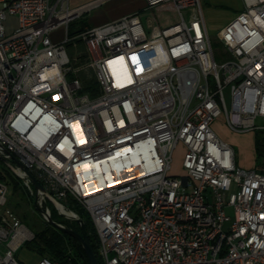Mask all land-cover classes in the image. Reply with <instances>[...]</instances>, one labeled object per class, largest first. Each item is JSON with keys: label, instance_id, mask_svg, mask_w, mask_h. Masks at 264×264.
Listing matches in <instances>:
<instances>
[{"label": "built area", "instance_id": "1", "mask_svg": "<svg viewBox=\"0 0 264 264\" xmlns=\"http://www.w3.org/2000/svg\"><path fill=\"white\" fill-rule=\"evenodd\" d=\"M102 1L0 0V157L28 168L55 199L71 196L87 209L103 264H264V140L260 161L245 167L214 129L221 117L233 132L264 133V0H242L217 31L227 54L219 61L201 0H145L176 13L164 26L155 15L144 24L137 11L69 35V24ZM8 14L18 17L10 34ZM74 36L96 74L95 95L67 76ZM119 57L124 83L109 67ZM3 63H12L21 87H3ZM132 153L135 164L113 171L120 183L104 179L93 192L95 183L79 180L83 160ZM7 190L0 180V264H26L15 252L33 235L4 207ZM35 193L41 203L45 195ZM35 264L56 262L41 255Z\"/></svg>", "mask_w": 264, "mask_h": 264}, {"label": "rangeland", "instance_id": "2", "mask_svg": "<svg viewBox=\"0 0 264 264\" xmlns=\"http://www.w3.org/2000/svg\"><path fill=\"white\" fill-rule=\"evenodd\" d=\"M132 2L133 0H107L98 8H94L89 12H86L85 16H88L89 18H94L95 11L99 10L108 13V14L104 13L106 15L100 16V17L102 16L106 17L108 15H112L119 8L126 9L130 7L132 5L131 4ZM238 3L239 6L238 5L233 6L231 3L224 2L223 5H218L217 7H215L214 0H201V6H202V11L204 14L206 26L208 28L209 34L211 35L213 51L218 61L223 60L227 54L224 53L223 46L218 41L215 33L219 28L224 26L231 18H233L234 15L243 7L241 0H238ZM140 14L144 24H146L147 17L155 15L156 16L155 24L158 26H164L166 24L175 22L177 19L176 13L171 9L152 10L150 8H145L143 11L140 12ZM83 23H84L83 26L85 25L88 26L86 21H84ZM81 24H82V17L77 18L74 22H72L71 26L69 24V28H68L69 35L76 34L79 30L83 29L84 27L79 28ZM17 25H18V17L16 15L8 14L5 20L6 33L10 34L14 30V28L17 27ZM70 29H74L75 32L70 34ZM156 33L157 32H154L153 35H155ZM61 34H62L61 29H58L54 32V35L57 38H60ZM66 47L71 65V69L67 73L68 78H77L81 82V84H83L82 81L84 80H97L94 70L90 67L88 63L89 58L83 41L80 40L79 37L74 36L73 40L68 41L66 43ZM82 54L84 56H82ZM225 93L226 96L228 97L227 89H225ZM214 129L218 133V135L226 139L233 146L236 154V161L238 164L240 163L239 165L242 164L244 166H247L248 164L250 165L253 164L254 167L256 163L260 161V155H258L255 147V139H256L255 136L257 134L258 135L257 137L261 139V137L264 136V133L254 132V131L233 132L227 128L226 124L224 123V119L221 117L216 118L214 122ZM180 160H181V148L178 147L174 153V161L172 165L173 169L176 171L181 170ZM1 162H3V160L0 157V171L6 172L7 170L2 165ZM11 163L16 167L15 160ZM8 169L10 171L9 172L10 177H9V183L6 182L8 185V190L6 195V203L4 207L12 209L19 216L22 223L25 224L32 232L33 235L32 238L34 237L35 232L44 229L48 224H50L45 219L43 214L40 212L39 208H43V209L48 208L49 213L51 214L54 220L68 227H71L70 225L73 226L80 225L76 219L72 218L74 216L66 214L57 205L55 206V204L52 201H50L48 198L45 197L44 200H42L40 203V200L38 199V196H36L35 191L31 193L28 187L26 186V184L24 183L23 179L17 173L12 171L9 167ZM12 185L14 187H12ZM32 187H34L33 184ZM59 201L63 205H65L68 208V210H71L73 214H76L77 217H81V213L79 212V210L76 209V207H73V205L80 204L81 207L86 212L85 214H83V218H86L87 216L90 217L87 209L75 198L71 196H67L63 198V200H59ZM59 210L64 215L61 214ZM15 255L17 259H19L20 261L26 264H34L37 259V256L38 255L40 256V254L37 251L32 249V247H30L26 243L21 244L17 248Z\"/></svg>", "mask_w": 264, "mask_h": 264}, {"label": "trees", "instance_id": "3", "mask_svg": "<svg viewBox=\"0 0 264 264\" xmlns=\"http://www.w3.org/2000/svg\"><path fill=\"white\" fill-rule=\"evenodd\" d=\"M83 22L84 21H82L80 28H83ZM73 32H75V30L70 29V34ZM82 56L84 55L82 54ZM82 83V91L89 92V94L91 95H95L96 93H98L99 90L97 80H84L82 81ZM257 136L258 135L256 134L255 147L259 155L262 150V140H264V136H262L261 139H259ZM1 163L7 171H0V179L9 183L10 171L3 162ZM12 187L14 186L12 185ZM73 207H76V209L81 213L84 228L90 240L91 247L97 256L99 263L103 264L98 254V235L97 232H95L96 229L91 218L89 216L83 218V214H85L86 212L80 204H74ZM71 227L77 231H80V225H74ZM24 243L37 251L40 256L48 255L57 264H87V257L81 243L75 237L70 236L69 234L63 232L62 230L56 228L51 224H48L44 229L35 232L34 237L31 240L25 241Z\"/></svg>", "mask_w": 264, "mask_h": 264}, {"label": "bare ground", "instance_id": "4", "mask_svg": "<svg viewBox=\"0 0 264 264\" xmlns=\"http://www.w3.org/2000/svg\"><path fill=\"white\" fill-rule=\"evenodd\" d=\"M109 65H110L109 66L110 71H111L113 78H114L116 83H124L127 80H129L130 77L128 75V71L126 68V62H125L123 57H119V58L112 60L109 63ZM3 71H4V73H2V85L4 88L17 89L18 87L22 86V79H21V77H19L18 72H13L12 63H3ZM31 118H32V115H31ZM43 125H44V120H41L39 122V124L35 127L34 131L35 132L37 130L42 131L44 128ZM73 131L75 133V136L77 138L81 139L82 144H84V142H85L84 140L86 138L84 136H81L82 129L79 127L78 124H76V123L73 124ZM120 160L121 161H119V160H117V158H115L109 162V160L95 161V160L85 159L81 163L77 164V172L79 175V180L81 182H86L85 186H89V185L91 186V184L95 183L96 189L93 192H99L102 189L101 182L104 179H108V181L110 182V184H106V186L107 185L108 186L116 185V184L120 183L121 181H119L117 179L118 177L111 178V176L113 175V171L118 172L123 165L126 164V166H128V164H129L131 166L132 164H135L137 162V159H136V156L134 153H132L128 157H124L123 159H120ZM146 161L148 163L147 157H146ZM15 164H16V162H15ZM129 170H133V168H129ZM19 174L25 178L24 173L19 172ZM33 189L35 191H37V189L35 187H33ZM57 200L58 199H56V201ZM56 204L66 214L74 216V217L76 216V214H73L71 210H68V208L65 205H63L59 200L57 201Z\"/></svg>", "mask_w": 264, "mask_h": 264}, {"label": "water", "instance_id": "5", "mask_svg": "<svg viewBox=\"0 0 264 264\" xmlns=\"http://www.w3.org/2000/svg\"><path fill=\"white\" fill-rule=\"evenodd\" d=\"M1 159L12 171H14L15 173L19 172V170L10 161H8L4 158H1ZM15 162L19 165L20 170L28 176V178L31 180L32 184L37 189V191H41L45 195V197L48 198L50 201H52L56 206L57 201L55 200V198L48 192V190L42 185V183L33 175V173L30 170H28L24 165L19 163L17 160H15ZM39 210L43 214L45 219L50 224H52L56 228L62 230L63 232L69 234L70 236L75 237L81 243V245L84 249V252L86 254V257H87V264H100L98 259H97L95 252L93 251V249L91 247L90 240H89L87 232L84 228L83 220L81 219V217H77V216L72 217V218L76 219L80 224V231H77L74 228L68 227V226L54 220L52 218L51 214L48 213L43 208H39ZM59 212H60V210H59ZM60 213L63 214L62 212H60Z\"/></svg>", "mask_w": 264, "mask_h": 264}, {"label": "crops", "instance_id": "6", "mask_svg": "<svg viewBox=\"0 0 264 264\" xmlns=\"http://www.w3.org/2000/svg\"><path fill=\"white\" fill-rule=\"evenodd\" d=\"M87 1H89V0H74V2H75V4H83V3H86ZM105 1H107V0H103L101 3H99V4H97V5H95V6H92V7H90L89 9H87V10H84L83 12H82V14L80 15V17H78V18H81L82 17V21H86V23L88 24V26H92V25H99V24H103V23H105V22H108V21H110V20H113V19H116V18H118V17H120V16H122V15H124V14H128V13H132V12H141V11H143L145 8H146V2H145V0H133V2L131 3L132 5L130 6V7H128V8H126V9H124V8H119L117 11H115L112 15H108V16H106V17H100L101 15H106V14H108V13H106V12H103V11H99V10H97V11H95V16H94V18H89L88 16H85V13L86 12H89L90 10H92V9H94V8H98L100 5H102ZM242 1V0H241ZM224 2H227V3H231L233 6L234 5H238L239 6V3H238V0H214V4H215V7H217L218 5H223L224 4ZM242 4H243V1H242ZM232 8V7H231ZM104 13H106V14H104ZM99 16V17H98ZM140 16H141V14H140ZM142 18V17H141ZM232 19V18H231ZM230 19V20H231ZM88 21V22H87ZM206 23V22H205ZM85 26H87V25H85ZM84 27V26H83ZM207 27V26H206ZM80 28V27H79ZM220 29V28H219ZM218 29V30H219ZM207 30H208V28H207ZM217 30V31H218ZM217 33V32H216ZM215 33V34H216ZM55 38H57L56 36H55ZM240 164V163H239ZM242 165V164H241ZM242 166H244V165H242ZM245 167H253V164L252 165H250V164H248L247 166H245ZM70 226H73V225H70ZM39 255L37 256V259H36V261H35V263L37 262V260L39 259ZM34 263V264H35Z\"/></svg>", "mask_w": 264, "mask_h": 264}]
</instances>
